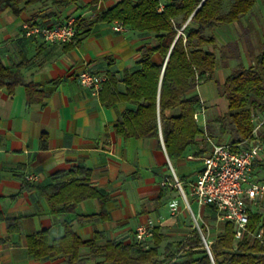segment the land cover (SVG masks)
Wrapping results in <instances>:
<instances>
[{
  "label": "crops",
  "instance_id": "1",
  "mask_svg": "<svg viewBox=\"0 0 264 264\" xmlns=\"http://www.w3.org/2000/svg\"><path fill=\"white\" fill-rule=\"evenodd\" d=\"M117 1L77 0L57 8L45 2L29 5L19 14L8 9L0 12V60L9 65L26 58L24 80L34 81L49 92L42 101L28 103L24 85H16L11 94L0 86V264H63L60 254L35 257L28 249L27 237L46 230L51 243L63 234L65 225L82 240L94 239L95 232L100 233L95 239L97 244L108 240L133 243L138 224L163 216L156 226L161 236L157 258L167 252L166 247L171 249L174 243L192 236L194 228L203 235L206 228L208 244L224 228L215 209L198 203L190 194L202 167L194 163L202 162L201 156L214 142L206 133L209 106L198 91L199 85L188 94L197 93L204 102L202 129L209 139L204 134L197 137L199 147L204 148L201 156H194L193 150L187 148L180 158L171 161L160 132L158 137L145 138H124L114 132V123L123 111L135 107L133 103L117 101L107 105L100 99L102 85L94 91L77 79L78 72L87 70L101 76L102 82L112 77L111 87L124 92L121 77L138 69L139 48L152 45L149 33L128 28L115 31L112 22L89 25L100 11ZM70 18L79 19V36L67 45L23 34L24 23L50 25ZM212 34L215 46H231L228 69L235 68L238 61L251 65L254 56L264 52V0H255L248 13L228 23L227 28L217 26ZM151 58L161 62L157 53ZM215 72L222 83L227 76L224 67L215 68L214 76ZM165 113L177 114L178 109ZM254 125L264 148V107L256 111ZM231 140L228 134V142ZM168 161L183 184L186 200L175 186L161 184L164 177H171ZM74 167L89 171L85 182L104 194L106 200L100 203L96 198H86L78 201L72 211L52 213L47 196L37 186L72 178L82 180V174L69 173ZM27 176L32 177L28 180L31 187L22 188ZM248 178L264 185V149L254 160ZM188 197L196 204V214ZM173 200L178 203V211L171 216L169 203ZM250 211L263 215L264 199L250 203ZM7 218H18L17 230L7 229ZM151 244L152 239L147 246ZM87 252V247L80 248L81 254ZM180 253H175L172 261Z\"/></svg>",
  "mask_w": 264,
  "mask_h": 264
},
{
  "label": "trees",
  "instance_id": "2",
  "mask_svg": "<svg viewBox=\"0 0 264 264\" xmlns=\"http://www.w3.org/2000/svg\"><path fill=\"white\" fill-rule=\"evenodd\" d=\"M77 0H0V12L8 9L19 14L29 5L49 3L57 8L75 3ZM162 8L159 9V4ZM228 8L221 11L223 3ZM255 0H118L114 5L100 11L89 25L96 21L112 22L120 20L128 29L152 34V45L139 48L138 69L124 73L121 80L124 92L112 88L113 78L102 82L100 99L107 105L126 101L134 108L126 109L114 123V132L124 138L158 137L168 158L175 161L187 148L194 156H201L204 148L198 145V135H203L193 118L195 111L202 106L197 93L188 94L201 82L214 78V69L228 66L231 46H219L217 57L214 48V29L219 24L237 21L248 13ZM78 24V25H77ZM185 24L183 27L182 25ZM78 40L79 19H74ZM264 43V42H263ZM69 43H66V45ZM157 53L160 63L152 60ZM219 61V62H218ZM27 59L5 65L0 60V86L11 94L14 87L22 84L26 90L27 102L42 101L49 92L40 88L34 81H25L23 68ZM218 92L227 100V110L215 116L206 124V133L213 137L212 122L219 124L221 134L228 124V134L233 137L230 143H238L251 135L256 111L264 107V52L254 56L253 63L244 66L237 62L235 68L222 83L216 82ZM110 88V89H109ZM177 108V114H166L165 110ZM216 142L220 143L219 140ZM69 173L82 174V180L72 178L67 182L37 186L47 196L52 213L72 211L76 203L86 198H96L104 203L106 196L85 181L89 171L84 167L71 168ZM29 181L23 178L22 188H30ZM213 208V207H212ZM214 209V208H213ZM18 218H7L9 231L17 230ZM261 221L264 227V214L250 213L248 228H255ZM82 240L69 225L63 234L48 241L46 230L27 237L29 251L35 257L62 255L63 264H264V244L244 235L234 239L233 224L224 221V228L209 243L212 259L205 249L196 228L177 247H166L165 254L157 258L161 236L155 229L152 244L144 248L137 241L123 243L108 240L97 244L95 239ZM87 247L86 254L80 253ZM171 247V245H170ZM172 248V247H171ZM180 253L172 261L175 253Z\"/></svg>",
  "mask_w": 264,
  "mask_h": 264
},
{
  "label": "built area",
  "instance_id": "3",
  "mask_svg": "<svg viewBox=\"0 0 264 264\" xmlns=\"http://www.w3.org/2000/svg\"><path fill=\"white\" fill-rule=\"evenodd\" d=\"M162 6L160 2L159 9ZM112 28L115 31L126 29L120 20L112 21ZM75 33L74 18L50 25L23 24V34L25 36H37L49 43H68L73 39ZM77 79L81 85L94 91L99 90L103 81L101 76L87 70L78 72ZM200 102L202 103L201 108L193 114L196 122L199 120V116L204 117L205 114L204 102L201 99ZM204 135L206 139H209L206 133ZM263 149V144L257 136V125H254L248 138L238 143L211 142L207 153L201 156V170L191 184L190 194L198 203L213 207L220 220L229 221L233 224L235 240H240L244 235H247L249 238L264 244L263 225L260 223L253 229L248 228L251 213L250 203L264 199V185L248 178L254 160ZM168 165L171 177H164L161 184L175 186L186 200L181 180L176 176L169 161ZM26 179L29 180L32 177L27 176ZM177 211L178 203L173 200L169 203V215H175ZM163 219V216H159L155 220L149 219L145 223L138 224L134 229L135 241L146 247L147 242L153 238L156 226ZM200 235L208 255L212 258L205 236L202 232H200Z\"/></svg>",
  "mask_w": 264,
  "mask_h": 264
},
{
  "label": "rangeland",
  "instance_id": "4",
  "mask_svg": "<svg viewBox=\"0 0 264 264\" xmlns=\"http://www.w3.org/2000/svg\"><path fill=\"white\" fill-rule=\"evenodd\" d=\"M227 8H228V6H226V3L224 2L223 3V6L221 8V11H225ZM225 27L227 28L228 27V24H219L218 25V28H225ZM224 36L226 37V39H228V33L224 34ZM209 48L214 49L215 50V53H216V55L218 57V55H219V46H214V48L210 46ZM219 66H220V64L218 63L217 66H216V68H219ZM233 69L234 68L228 69V66L224 67V74H225V76L228 75V73L232 72ZM216 72H215V76H214L213 79H210V80L201 82L199 84V86H198L199 93L202 96L206 97V102H207V105L209 106V109L206 112L207 113V119L209 118L210 120H212L215 116H217L218 114L224 112L227 109L226 99H225V97L223 95H221L218 92L217 84L214 83L215 80L217 82L220 81V79H219V75L220 74H218ZM206 108H208V107L206 106ZM206 113L204 114V117L206 116ZM203 121H204V118H202V116H199V120L196 123H197V125L200 128H202ZM218 126H219L218 123L212 122V127L214 128V131H215L214 132V136L212 138L213 141L215 142V141L219 140L221 143L228 142V124H226L225 132L223 134H221L219 132ZM194 164H195V166H200V165L202 166V162H200V161H196ZM184 188H185V192H188V188H187L186 185L184 186ZM188 202H189L191 208L193 209L194 214H196V204H195L194 201H192L191 197H188ZM187 209H188V207H187ZM189 212H190V210H189ZM189 216L194 221L191 212H190ZM196 217H197L196 220L199 221V218H198L197 215H196ZM202 231L204 232L205 237H207V230H206L205 227H203V230ZM177 245H179V244H177V243L175 244L174 243L173 244L174 247L172 246L171 249L177 247Z\"/></svg>",
  "mask_w": 264,
  "mask_h": 264
}]
</instances>
